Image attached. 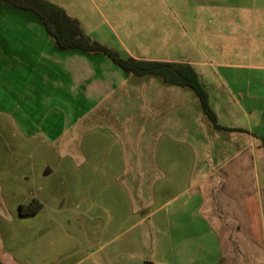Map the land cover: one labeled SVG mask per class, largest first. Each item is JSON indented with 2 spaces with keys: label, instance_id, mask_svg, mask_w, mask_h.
Segmentation results:
<instances>
[{
  "label": "rangeland",
  "instance_id": "obj_1",
  "mask_svg": "<svg viewBox=\"0 0 264 264\" xmlns=\"http://www.w3.org/2000/svg\"><path fill=\"white\" fill-rule=\"evenodd\" d=\"M46 1L122 58L191 64L209 91L215 76L264 73V0ZM0 8V264H225L209 224L192 223L194 168L212 147L148 146L133 123L160 78L60 51L37 20ZM255 166L264 212L263 148ZM252 228L262 254L264 220Z\"/></svg>",
  "mask_w": 264,
  "mask_h": 264
},
{
  "label": "crops",
  "instance_id": "obj_2",
  "mask_svg": "<svg viewBox=\"0 0 264 264\" xmlns=\"http://www.w3.org/2000/svg\"><path fill=\"white\" fill-rule=\"evenodd\" d=\"M5 10L0 8V11ZM6 13H22L26 19L37 20L41 24L28 12L9 9ZM18 30L25 34L27 26ZM19 40L27 41L21 37ZM4 42L0 41L3 51L9 49ZM23 46L29 47L31 43H23ZM233 67L251 68L246 65ZM253 67L264 72V65ZM209 85L210 91L213 90L211 98L210 91L205 88L209 104L222 129L212 126L192 90L165 84L161 78L148 80L143 88L146 104L132 107L133 123L138 126V135L140 131L143 134L145 127L148 146L182 144L212 147L214 155L210 159L201 156L199 165H195L200 170L194 168L197 175L195 184L201 187L202 201L197 207L196 219L191 222L196 224L204 220L209 224L225 264H256L254 258L264 259V253H258L261 249L252 228L264 220L255 170L257 151L264 149V73L215 76ZM139 90L136 84L134 93L139 94ZM50 173L52 170L45 176Z\"/></svg>",
  "mask_w": 264,
  "mask_h": 264
},
{
  "label": "trees",
  "instance_id": "obj_3",
  "mask_svg": "<svg viewBox=\"0 0 264 264\" xmlns=\"http://www.w3.org/2000/svg\"><path fill=\"white\" fill-rule=\"evenodd\" d=\"M0 5L33 14L44 26L49 38L59 50L102 54L127 75L155 76L161 78L165 84L192 90L200 102L203 114L212 126L217 130L222 129L216 114L210 107L207 91L191 64L122 58L115 50L86 35L80 22L69 16L63 8L46 0H0ZM40 206L36 204V208L26 212V207L21 205L20 214H34Z\"/></svg>",
  "mask_w": 264,
  "mask_h": 264
}]
</instances>
